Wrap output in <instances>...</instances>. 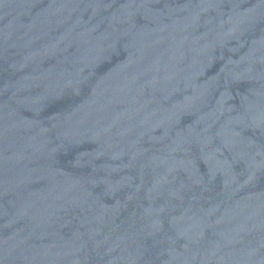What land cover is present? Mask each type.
<instances>
[{
    "label": "water",
    "instance_id": "water-1",
    "mask_svg": "<svg viewBox=\"0 0 264 264\" xmlns=\"http://www.w3.org/2000/svg\"><path fill=\"white\" fill-rule=\"evenodd\" d=\"M0 264H264V0H0Z\"/></svg>",
    "mask_w": 264,
    "mask_h": 264
}]
</instances>
